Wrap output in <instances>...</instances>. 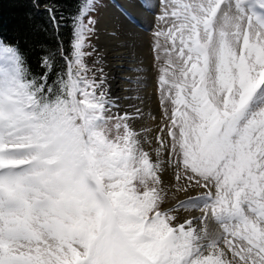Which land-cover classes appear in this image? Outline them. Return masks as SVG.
I'll use <instances>...</instances> for the list:
<instances>
[{
	"label": "snow or ice",
	"instance_id": "obj_1",
	"mask_svg": "<svg viewBox=\"0 0 264 264\" xmlns=\"http://www.w3.org/2000/svg\"><path fill=\"white\" fill-rule=\"evenodd\" d=\"M96 2L72 17L68 54L39 46V73L0 39V264H264V0H140L155 147L143 111L109 96L103 56L87 63Z\"/></svg>",
	"mask_w": 264,
	"mask_h": 264
},
{
	"label": "bare ground",
	"instance_id": "obj_2",
	"mask_svg": "<svg viewBox=\"0 0 264 264\" xmlns=\"http://www.w3.org/2000/svg\"><path fill=\"white\" fill-rule=\"evenodd\" d=\"M116 5H121L131 11L137 21L144 25V30L130 24L120 14ZM152 22L151 12L140 6V0H113L110 7L100 17V31L95 47L97 54H101L104 59L103 67L107 75L109 96L115 99L121 111L131 112L133 106L143 111V118L136 121L134 127L137 130L151 128L152 131L148 135L153 138L152 146L155 147L154 137L159 132L162 113L157 94V72L153 66V51L149 34L154 25ZM112 32H116L117 36L110 35ZM135 68H140L142 71H133ZM138 76L142 78L144 84L142 88H137V85L130 83ZM132 96H139L140 99H125V97ZM145 149L151 151L147 144ZM153 159H155L154 156ZM188 215L190 214H184L185 217Z\"/></svg>",
	"mask_w": 264,
	"mask_h": 264
},
{
	"label": "trees",
	"instance_id": "obj_3",
	"mask_svg": "<svg viewBox=\"0 0 264 264\" xmlns=\"http://www.w3.org/2000/svg\"><path fill=\"white\" fill-rule=\"evenodd\" d=\"M82 2L83 0H35L39 4L37 8L34 7V0H0V39L6 44L19 41L20 49L27 53L31 71L39 73L42 71L39 67V57L42 55L40 45L55 49L62 42L65 54L71 51L72 17L78 14ZM46 6L55 9L59 23L58 34ZM61 67L66 70L67 65L62 58L57 57V70Z\"/></svg>",
	"mask_w": 264,
	"mask_h": 264
},
{
	"label": "rangeland",
	"instance_id": "obj_4",
	"mask_svg": "<svg viewBox=\"0 0 264 264\" xmlns=\"http://www.w3.org/2000/svg\"><path fill=\"white\" fill-rule=\"evenodd\" d=\"M113 3V0H97L96 2V7H95V11L93 12H90L88 14V16L85 17V22L87 23V20L89 17H91L92 19H95L98 21L97 25H96V28H97V33H96V36H93L90 40V43L93 44L94 46L96 45V39L98 37V33L100 31V28H99V21H100V17L102 15V13L104 11H106L110 5ZM154 27V25H153ZM152 27V28H153ZM149 34H150V43L152 44V34H151V29L149 31ZM91 49H87V51H90ZM98 53V51H97ZM97 53H94L91 57H88L87 58V63L89 64V66H93L94 65V61H95V58H96V55ZM153 61H154V58H153ZM3 61H0V70H5L3 69ZM158 75V74H157ZM157 84V83H156ZM162 113V111H161ZM162 119H163V113H162Z\"/></svg>",
	"mask_w": 264,
	"mask_h": 264
}]
</instances>
